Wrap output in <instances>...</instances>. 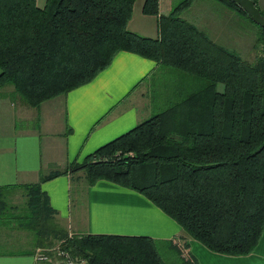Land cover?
<instances>
[{
  "label": "trees",
  "instance_id": "trees-1",
  "mask_svg": "<svg viewBox=\"0 0 264 264\" xmlns=\"http://www.w3.org/2000/svg\"><path fill=\"white\" fill-rule=\"evenodd\" d=\"M134 1L0 0V89L37 107L90 82L118 51L195 79L181 101L69 169L87 186L106 180L139 192L212 252L247 255L264 229V29L255 24L262 55L249 63L181 18L193 0L160 16L158 38L127 29ZM141 12L157 15L158 0H143ZM47 235L87 264H165L148 237Z\"/></svg>",
  "mask_w": 264,
  "mask_h": 264
},
{
  "label": "crops",
  "instance_id": "crops-1",
  "mask_svg": "<svg viewBox=\"0 0 264 264\" xmlns=\"http://www.w3.org/2000/svg\"><path fill=\"white\" fill-rule=\"evenodd\" d=\"M170 2L158 0V14L145 15L141 12L143 0H135L127 29L158 38L160 16L174 8ZM258 6L262 9L264 0H258ZM181 16L199 29L201 16L202 31L219 43L229 32L244 42L248 24L256 27L245 15L216 0H196ZM212 17L216 24L210 21ZM213 26L218 29L214 31ZM167 70L150 59L118 51L90 82L37 107L14 95H0V192L4 197L11 190L19 194L31 191L36 213L31 215L32 225L26 227L35 225L37 239L20 251L0 252V264H48L34 260L33 252L52 244L47 234L64 231L78 236L148 237L192 264H264V229L247 255L212 252L139 192L106 180L90 186L85 183L80 190L79 174L70 172L71 164L165 107L155 97H151L152 103L145 99V91L149 87L151 91Z\"/></svg>",
  "mask_w": 264,
  "mask_h": 264
},
{
  "label": "rangeland",
  "instance_id": "rangeland-1",
  "mask_svg": "<svg viewBox=\"0 0 264 264\" xmlns=\"http://www.w3.org/2000/svg\"><path fill=\"white\" fill-rule=\"evenodd\" d=\"M170 1L171 2L169 6L175 7L182 0H170ZM195 1L196 0H193V2L190 4L188 8H190ZM216 1L219 2L218 0ZM44 3L45 0L36 1V4L40 5V7L43 6ZM226 7L229 8L228 6ZM229 9L235 12V10L231 8ZM185 11H183V13ZM262 13H264V6L262 7ZM201 16L199 17L200 29L194 26L193 24H191L190 22H188L187 20L186 21L191 25H193L195 28H197L199 31L203 32L201 27L204 28L205 26L203 25L204 23ZM181 18L184 19L182 16ZM210 21L212 22V24H216L215 18L213 17L210 18ZM247 27L248 28L245 30L246 41L244 42L239 41L242 38L240 37L238 38L236 35H234L231 32L226 33L224 36H222L219 39L221 43L217 42L216 40H213V42L217 43L218 45H221L228 52L237 55L243 60L249 63H253L257 60V58L261 57L262 55L260 33H258V31L260 32V30L257 29L256 27H252L250 23L248 24ZM217 29L218 27H215L214 31H216ZM204 31L207 33L206 28L204 29ZM225 32H227V30H225ZM207 37L211 39L210 36ZM178 73H179L178 71L168 67V70L165 71V73L161 75L157 80V82L160 80L158 84L156 82L158 89L156 88V84H155L151 86V91H150V87L145 91V99H148L151 103H152L151 97H155L156 101L157 102L160 101L161 105L165 104L164 108H161L158 111L155 110L156 112H154L152 116L164 110L165 108L178 103L183 99V97L187 93L197 88L198 82L195 79H192L189 76H184L182 74L181 77H178ZM222 89L223 86L221 84L218 85V90L221 91ZM158 93L160 95H158ZM0 95H6V96L14 95L22 99L20 96L13 93L11 86H6L0 89ZM77 174H79L77 178L79 180L78 187L81 190L82 186L85 184V180L82 178L81 172H78ZM73 190H75V188H73ZM3 193L4 192H0V207H1L0 208V213H1L0 214V252L20 251L21 249L27 248L32 244L34 245V243L37 241L34 234V232H36V229L34 230L35 225H33L32 228L26 227L32 225L31 223L32 212H31V208L28 205L29 202L28 200L29 198H31V196H27L28 193L26 190H24L20 194L18 192H15V190H11L10 194L4 197H3ZM20 226L23 227L19 228ZM63 233L64 235L65 234L68 235V231L67 232L64 231ZM74 234L75 233H73V231H70L71 236ZM58 243L59 242L56 239H54L51 245H47L45 247L53 246ZM157 248L165 264H192L190 259H188L187 257H180V255H178L174 251L167 250L165 246L158 244Z\"/></svg>",
  "mask_w": 264,
  "mask_h": 264
},
{
  "label": "built area",
  "instance_id": "built-area-1",
  "mask_svg": "<svg viewBox=\"0 0 264 264\" xmlns=\"http://www.w3.org/2000/svg\"><path fill=\"white\" fill-rule=\"evenodd\" d=\"M70 236L69 234L68 237ZM33 259L48 264H87L86 258L70 253L60 242L53 246L38 248L33 254Z\"/></svg>",
  "mask_w": 264,
  "mask_h": 264
},
{
  "label": "water",
  "instance_id": "water-1",
  "mask_svg": "<svg viewBox=\"0 0 264 264\" xmlns=\"http://www.w3.org/2000/svg\"><path fill=\"white\" fill-rule=\"evenodd\" d=\"M245 11L249 19L260 28L264 29V16L256 7L253 0H230Z\"/></svg>",
  "mask_w": 264,
  "mask_h": 264
}]
</instances>
